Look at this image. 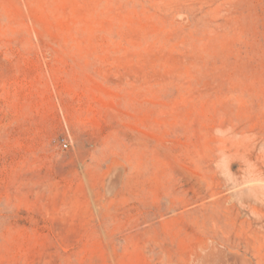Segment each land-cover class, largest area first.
<instances>
[{"label":"rangeland","instance_id":"rangeland-1","mask_svg":"<svg viewBox=\"0 0 264 264\" xmlns=\"http://www.w3.org/2000/svg\"><path fill=\"white\" fill-rule=\"evenodd\" d=\"M0 264H264V0H0Z\"/></svg>","mask_w":264,"mask_h":264},{"label":"built area","instance_id":"built-area-1","mask_svg":"<svg viewBox=\"0 0 264 264\" xmlns=\"http://www.w3.org/2000/svg\"><path fill=\"white\" fill-rule=\"evenodd\" d=\"M59 144L63 149L67 148V143L64 139L59 140Z\"/></svg>","mask_w":264,"mask_h":264}]
</instances>
